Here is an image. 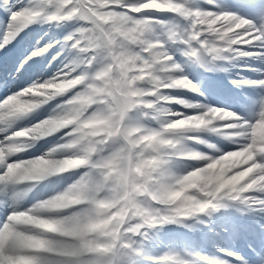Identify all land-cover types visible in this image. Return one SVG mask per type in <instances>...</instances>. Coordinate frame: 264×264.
I'll list each match as a JSON object with an SVG mask.
<instances>
[{
	"label": "clouds",
	"instance_id": "9594fccd",
	"mask_svg": "<svg viewBox=\"0 0 264 264\" xmlns=\"http://www.w3.org/2000/svg\"><path fill=\"white\" fill-rule=\"evenodd\" d=\"M233 2L0 0V54L35 30L0 70V264H264L212 226L264 216V17Z\"/></svg>",
	"mask_w": 264,
	"mask_h": 264
},
{
	"label": "bare ground",
	"instance_id": "6f19581e",
	"mask_svg": "<svg viewBox=\"0 0 264 264\" xmlns=\"http://www.w3.org/2000/svg\"><path fill=\"white\" fill-rule=\"evenodd\" d=\"M258 18V17H256ZM255 18V19H256ZM260 18V17H259ZM35 34V30H33L31 33L25 35V37L16 45V49L19 52H21L23 50V48L25 47V45H27L28 43H30L31 37ZM8 59V62H10L11 58H9L10 56H12L13 54V48H10L7 52H6ZM7 65L6 70H3L2 67L0 66V70H3L5 73L10 69L8 68V64ZM2 64V60L0 61V65ZM12 68V67H11ZM30 75V73H24L23 75H21V78L17 81L11 82L12 87H18L20 86L23 81L25 79H27V77ZM198 75V74H197ZM224 81H226L224 79L223 76H221V78H219L218 80L216 78L210 77L209 78V87L212 91V94L214 97L221 99L223 101L229 102V103H236L240 98L239 95L237 94H233V91L228 92L225 91L226 90V85L224 84ZM230 87V86H229ZM236 93V91H235ZM229 214H231L232 216H235L234 212H229ZM221 215H218L215 217L213 223H215L216 225H212L214 229H216L217 231H219L222 228H227L229 230L228 232V236L225 237V239H228L230 242L225 244L223 243V239L220 241L221 245L223 247H230V248H234L235 251L240 250V241L238 239V235L239 234H243L244 230H251V232L256 231L255 228H251L252 225L254 224H264V216H254V215H247L246 219L251 220V222H240V227L239 226H234V224H231V222L229 220H231L229 217V220L225 219L223 221H220L218 219V217ZM219 226H221L222 228H220ZM251 228V229H250ZM205 230L208 231L207 228H204ZM241 232V233H240ZM205 246V248H203ZM154 247L157 248V250H163L166 247H174V248H182V247H187L193 250H199L205 253L209 252H215L216 254V248L213 246V242H212V238L205 233L200 232V230H193V231H187L184 230L182 228H177V227H170L168 228L165 233L162 234L161 238H160V242L155 245ZM215 248V250L213 249ZM261 253H264V249L261 250ZM257 261V259H256Z\"/></svg>",
	"mask_w": 264,
	"mask_h": 264
},
{
	"label": "rangeland",
	"instance_id": "374dc122",
	"mask_svg": "<svg viewBox=\"0 0 264 264\" xmlns=\"http://www.w3.org/2000/svg\"><path fill=\"white\" fill-rule=\"evenodd\" d=\"M232 6L245 15L253 17L254 19L256 17L261 18V11L264 10V3H262L261 0H244V2H241V0H234ZM0 18L6 19L3 13H0ZM203 248H205V246ZM213 249L215 250V248ZM209 254H213V252H209Z\"/></svg>",
	"mask_w": 264,
	"mask_h": 264
},
{
	"label": "snow or ice",
	"instance_id": "6c2138e0",
	"mask_svg": "<svg viewBox=\"0 0 264 264\" xmlns=\"http://www.w3.org/2000/svg\"><path fill=\"white\" fill-rule=\"evenodd\" d=\"M241 2H244V0H241ZM261 16H262V17H264V10H262V11H261ZM7 51H8V50H7ZM7 51H6V52H7ZM22 55H23V52L21 51V52L18 54V56H17V57H15V59H14V63H13V66H12V68H14V67H15V65H16V64H17V62H18V59H19V58H21V57H22ZM23 74H24V73L22 72V73H21V75H23Z\"/></svg>",
	"mask_w": 264,
	"mask_h": 264
}]
</instances>
